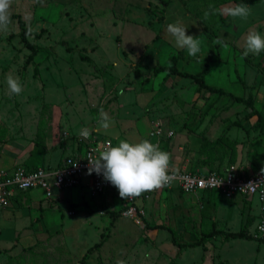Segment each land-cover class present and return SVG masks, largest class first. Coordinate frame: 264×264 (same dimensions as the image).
Returning a JSON list of instances; mask_svg holds the SVG:
<instances>
[{
    "label": "rangeland",
    "instance_id": "374dc122",
    "mask_svg": "<svg viewBox=\"0 0 264 264\" xmlns=\"http://www.w3.org/2000/svg\"><path fill=\"white\" fill-rule=\"evenodd\" d=\"M185 1L12 0V23L7 32H0V130L30 123L37 126L39 134H46L50 124L67 129L73 121L81 131L86 129L100 140L95 127L102 107L113 122L107 130L99 128L101 137L126 135V128H133L129 132L136 134L139 127L148 131L146 139L151 140L154 122L162 121L165 133L170 128L175 133L158 144L184 149L190 169L214 171L230 163L237 165L240 160L226 162L224 158L235 151L224 141L226 130L234 125L230 137L241 133L237 128L249 134V118L256 116L264 123V113L251 115L247 104L199 89L193 79L157 68L175 66L200 75L211 49L204 32L207 29L214 37L219 68L227 64L230 69V78L220 74L219 80L209 78L207 83L245 98L252 94L256 108L264 112V51L244 56V49L234 50L223 42L220 51L222 43H217L218 39L230 40L223 27L230 30L232 38L235 34L245 38L252 30L264 36V3H239L250 8L246 20L228 16L219 20L218 14L204 18L209 0ZM198 9L201 12L194 13ZM15 14L26 21L28 39L38 47L26 67L31 50L21 40ZM177 20L187 27V34L199 40L196 56L178 48L166 33L167 24ZM8 74L19 79V95L9 93ZM204 138L219 140V158L213 162L203 163L207 155L201 152ZM242 147H237L238 159L247 158ZM262 157L264 153L250 159L258 163ZM239 164L253 169V164L245 161ZM86 195L90 200L78 203L77 210L61 209L71 223L29 250L14 249L13 244L9 247L0 239V264H115L117 259L125 264H264V240L257 235V222L264 212L255 198L221 197L216 205L205 201V195L198 193L197 197L172 186L144 201L146 214L136 220L121 215L118 196ZM213 198L218 199L217 193ZM70 209L73 214H69ZM214 225L243 230L256 238L226 239L219 235L199 246H179L167 229L174 228L177 242L187 244ZM95 243L99 246L85 256Z\"/></svg>",
    "mask_w": 264,
    "mask_h": 264
},
{
    "label": "crops",
    "instance_id": "0c3cea01",
    "mask_svg": "<svg viewBox=\"0 0 264 264\" xmlns=\"http://www.w3.org/2000/svg\"><path fill=\"white\" fill-rule=\"evenodd\" d=\"M221 25L224 26L223 23ZM223 31L227 37H230V40L224 39L222 41L230 44L231 49L235 50L236 47L239 49H244L246 37L242 38L240 37L241 34H235L232 38L231 34L229 33L230 30H224L223 27ZM216 38L219 37L216 36ZM222 49L223 43L220 45L219 50L221 51ZM234 50H232V52ZM216 58L213 56L212 60L214 61L210 62L209 72L205 76V79L208 80L209 78H213L215 81H217L219 80L218 77L220 74H224L230 78V69L228 68V65L224 64L223 68H219L221 65L220 63L217 64ZM204 69L205 65L202 67L201 71L198 72V74H200L198 76L203 74ZM177 76L180 77L179 75ZM233 77H235L234 74ZM229 82L233 81L230 79ZM257 109L262 114L264 113L262 108L257 107ZM249 120H251L250 129H248L249 134H247L245 130L236 127L241 131V133L238 131V133H233V137H230L228 133L234 129V125L226 130L227 132L224 136V141L226 145L231 146L235 151L233 152V155H225L224 158L226 162L231 160H240L238 163L236 161L237 166L243 168L244 171L254 172V170H264V157L258 159V163L257 161H252L250 159H256V157L258 158V156L264 153V133L261 132L260 129H254L253 125L257 121L256 116L250 117ZM68 126L70 127L65 129L59 124H50L47 128L46 134H39L37 126L30 123H23L21 126L7 125L6 128L0 130V169H12L18 165H25L28 167H36L40 165L56 167L61 164L67 156L78 155L87 147H93L97 149V147L101 145L103 139H111L113 142L112 144L115 145L119 142V140L122 139L133 142L146 139V135L148 133V131L145 129L143 130L137 127L138 133L136 134L129 132V130L133 128H126L124 130V133H127L126 135H119V133H117L116 136L103 135L101 137L99 131H97V124L95 130L97 131L96 135H98L100 140H96L95 134L92 133L90 139H86L84 143H80L76 137L81 133L79 124L74 126V122L71 121ZM153 127L154 124L149 134L151 142L158 144V142L164 138L168 140L170 139L168 137L158 138L156 136H151ZM70 129L72 131L69 133ZM67 130L68 134L65 135L64 132ZM246 142L248 143L247 146L244 145ZM158 145L162 150L170 153V168L188 170L191 168V162L189 158H185L184 149L179 151L173 148V146H168L167 149L165 146L160 144ZM238 145H243L242 148L245 149L243 156L247 158L238 159ZM244 161L248 164H253V169H250L252 166L248 167L239 164L241 162L243 163ZM230 164H227L222 168ZM91 184L92 178L89 173H86L79 185L71 188L56 189L54 190L53 196L50 198L46 196L45 190L41 188L17 192L10 205L5 207L0 206V239H2L4 242H7L9 247L14 246V249H24V247L27 248L33 244L43 241L49 234L58 230V228H62L71 223L67 218H65L64 214L61 213V209L64 207H74L73 209L77 210L78 208L76 205L88 203L90 198H88L89 195L87 196L86 192H89L91 195L93 194L91 190ZM87 188L90 190L88 191ZM212 193L213 192L208 193V195L205 197V201L211 204L216 202V205H218L222 199V196L218 192H214L217 193L218 198L215 200L213 198L214 193ZM102 195H110L113 197L117 196L113 192H106ZM196 196L198 197V195ZM118 199L121 201L123 206L122 198L118 196ZM11 244L13 245L10 246ZM22 244L25 245L21 246Z\"/></svg>",
    "mask_w": 264,
    "mask_h": 264
},
{
    "label": "built area",
    "instance_id": "2783aa9c",
    "mask_svg": "<svg viewBox=\"0 0 264 264\" xmlns=\"http://www.w3.org/2000/svg\"><path fill=\"white\" fill-rule=\"evenodd\" d=\"M89 133V132H88ZM174 129L170 128L165 133L162 121L154 123L151 136L158 138L172 137ZM65 135L68 131L64 132ZM89 136L78 134L80 143H84ZM113 143L110 139H103L101 144ZM96 148L87 147L78 155L67 156L61 164L56 167L40 165L28 167L18 165L12 169H0V206L10 205L17 192L31 190L35 188L44 189L47 197H52L54 190L71 188L82 182L83 176L89 173L88 158L96 156ZM92 178L91 190L93 194H103L113 192L120 197L118 189L110 182L106 181L102 174L95 171L89 173ZM170 182L162 187L146 191L139 197L126 198L123 200L121 215L133 219H138L146 214L144 201L149 200L162 189L175 186L185 193L198 195H208L211 192H218L222 197L232 198L242 196L255 198L259 202L260 211L264 212V170L247 172L243 168L230 164L221 170H188V169H168ZM72 214L73 210H69ZM103 214V212H101ZM257 235L264 238V217L257 222Z\"/></svg>",
    "mask_w": 264,
    "mask_h": 264
},
{
    "label": "clouds",
    "instance_id": "9594fccd",
    "mask_svg": "<svg viewBox=\"0 0 264 264\" xmlns=\"http://www.w3.org/2000/svg\"><path fill=\"white\" fill-rule=\"evenodd\" d=\"M12 0H0V32H7L12 23L10 6ZM228 17H239L246 20L250 15V8L246 4L226 5L217 8L209 4L204 12V18L213 15ZM187 27L177 20L166 26V33L170 35L175 45L180 49H186L189 56H196L200 51V42L193 35L187 34ZM217 43H223L217 40ZM264 51V36L258 31H249L246 39L243 55L250 53L259 55ZM6 83L9 93L19 95L22 87L19 79L12 74L6 75ZM98 128L107 130L111 121L108 114L100 108ZM81 135L87 138L88 131L82 130ZM96 156L88 158L89 173L95 171L102 174L104 179L118 189L122 199L139 197L146 191H152L170 182L168 169L170 164V153L164 151L156 143L148 139L139 141L119 140L115 145L101 144L96 149ZM115 264H125L123 260L117 259Z\"/></svg>",
    "mask_w": 264,
    "mask_h": 264
},
{
    "label": "trees",
    "instance_id": "16d2710c",
    "mask_svg": "<svg viewBox=\"0 0 264 264\" xmlns=\"http://www.w3.org/2000/svg\"><path fill=\"white\" fill-rule=\"evenodd\" d=\"M190 1L191 0H186L185 2L189 3ZM209 2L212 5H215L216 7L219 8V6H221V5H225V4L232 3V2L237 3V4H239V3H264V0H209ZM206 9H208V6H206ZM199 12H201L199 9L194 11V13H199ZM11 17H13V16H11ZM14 17H17V19H18L19 26L21 29V40H22L23 44L29 50H31V55L27 58V60L25 62L24 67H26L27 65H29L31 63V61L33 60V57L37 54L38 47L28 39V35L30 34V29L28 28L26 21L21 17L20 14H15ZM218 18L220 20L222 18V16L219 15ZM204 32L206 33V35L208 37V42H209L211 49L209 52L208 60L205 64L204 72L201 76H198L194 73L185 71L183 69H179L175 66H163L162 65V66L157 68V71L167 70L168 74H175V75H179L182 77H189V78L193 79L199 85V89H206L209 92H217L221 95H227L236 101H240V102L247 104L251 108V115L256 114V115L261 116V113L259 112V110L255 106L254 97L252 96V94L248 98H245L244 96H239L237 94H234L233 92L228 91L222 87H216L214 85L207 83L205 76L209 72L210 62L212 61L213 56H214L215 43H214V37L211 35V33L207 29H204ZM36 74H37V70H36ZM253 126L260 129L261 132L264 131V123H262L260 121V118L254 123ZM218 142H219V140L211 141L208 138L203 139L202 146H201L202 147L201 152H202V154L207 153V155L204 157L206 159L203 161V163L213 162L214 160L219 158L218 153L220 152V150L217 146ZM221 169L222 168L215 169V170H221ZM189 170H192V169H189ZM192 171H194V170H192ZM211 171H213V170H211ZM111 214L116 215V212H111ZM167 229L172 234V238L174 240V243L179 245V246H185V245L199 246V245H202L203 243H205L209 238L214 237V236H219V235L224 236L226 239H232V238L252 239V238H256L255 236H252L250 233H247L243 230L229 231V230H224L222 228H218L216 225H214L211 231L203 232L199 239L194 240L192 242H189L187 244H184V243L177 242V240H176L177 231L174 228H167ZM261 239L264 240V238H261ZM98 246H99V243H95L93 246H91L87 250L85 256H87L94 248H96ZM30 248H31V246L24 248L23 250H29ZM232 264H239V263H232Z\"/></svg>",
    "mask_w": 264,
    "mask_h": 264
}]
</instances>
